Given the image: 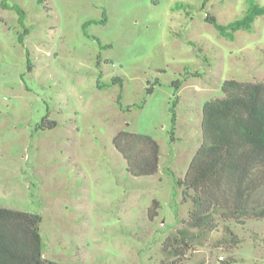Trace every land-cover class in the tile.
Here are the masks:
<instances>
[{
	"label": "rangeland",
	"instance_id": "1",
	"mask_svg": "<svg viewBox=\"0 0 264 264\" xmlns=\"http://www.w3.org/2000/svg\"><path fill=\"white\" fill-rule=\"evenodd\" d=\"M203 1L0 0V206L43 216L47 259L161 264L163 242L191 208L181 180L202 142L203 105L223 95L226 79L264 81V16L228 39L207 13L226 24L248 0ZM3 2L25 10L24 25ZM44 119L57 126L42 128ZM121 130L159 142L156 174L128 172L114 144ZM218 221L184 264H264V219ZM226 225L241 243L230 244Z\"/></svg>",
	"mask_w": 264,
	"mask_h": 264
},
{
	"label": "trees",
	"instance_id": "2",
	"mask_svg": "<svg viewBox=\"0 0 264 264\" xmlns=\"http://www.w3.org/2000/svg\"><path fill=\"white\" fill-rule=\"evenodd\" d=\"M210 1L204 0L203 7ZM248 3L243 15L229 23L219 22L212 13H207L205 20L214 25L221 36L235 39L238 30L252 31L256 19L264 16V4L257 0H248ZM2 5L15 9L24 25L26 12L20 5L11 7L6 2ZM176 8H184V5H176ZM106 21L107 17L88 20L84 27ZM28 32L25 28L19 36L21 43ZM187 75L201 76V72H187ZM112 80L122 82L119 77ZM183 81L175 80L173 85L179 89ZM97 86L102 87L100 79ZM221 88L222 96L203 105L202 142L181 180L186 187L185 201L191 200V208L188 217L181 221L183 226L163 242L161 264H184L193 245L217 230L218 219L241 225L252 219H264V81L230 78ZM153 89L150 86L148 93ZM120 98L119 95V102ZM177 102L178 98L171 109L174 126L178 118ZM46 120L49 124L46 126L43 122L42 128L57 126V121ZM171 139H176L175 133ZM114 144L133 176H150L159 171L161 147L151 135L121 130L114 137ZM160 206V201H153L148 211L151 220L159 215ZM42 221L40 213L0 206V264H72L45 257ZM226 229L232 246L243 241L230 225H226ZM234 262L236 259L230 257L221 264Z\"/></svg>",
	"mask_w": 264,
	"mask_h": 264
}]
</instances>
